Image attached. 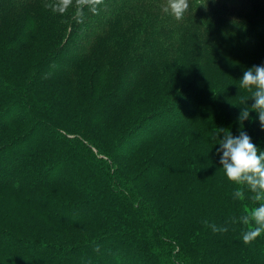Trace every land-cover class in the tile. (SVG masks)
I'll return each instance as SVG.
<instances>
[{"label":"trees","instance_id":"trees-1","mask_svg":"<svg viewBox=\"0 0 264 264\" xmlns=\"http://www.w3.org/2000/svg\"><path fill=\"white\" fill-rule=\"evenodd\" d=\"M39 1L0 0V158L17 141L45 134L33 148L18 143L22 155L9 173H0V189L7 188L44 216L52 225L47 230L54 233L52 240L6 233L10 250L14 238L38 246L41 253L30 255L17 247L16 256L8 255L2 264H27L36 258L40 261L33 264H264V234L245 245L242 224L214 233L203 223L222 226L239 218L246 207L257 206L252 193L244 188V199L236 200L235 189L227 188L217 199L205 200L203 168L192 163V156L179 155L199 135L197 149L207 147L221 157L218 140L224 133L216 139L217 131L239 135L237 75L264 65V4L188 0V10L176 20L163 11L168 0H103L96 13L84 7L82 23L73 15L58 45L45 49L33 63L17 65L19 48L33 34L31 22L38 21L32 9ZM150 9L153 14L144 17ZM17 13L30 15L22 33L15 21L7 22ZM102 39L114 41L110 49L123 46L126 55L106 62ZM184 58L195 75L176 86L165 67L185 65ZM89 59L102 63L91 65ZM214 59L238 67L231 72L222 67L219 80L210 81L211 67L205 68ZM159 74L166 83L145 87ZM43 85H71L84 102L70 113L42 95ZM162 87L167 98L155 103ZM207 90L211 98L202 113L198 102ZM253 103L250 98L247 106ZM147 104L151 107L144 113L141 108ZM20 111L22 116L14 117ZM122 121L126 125L119 134L108 130L104 137L91 131L110 125L114 131ZM18 126L24 131L8 135ZM242 130L264 152V129L255 111ZM174 175L175 184L170 180ZM57 189L68 196H56ZM62 230L76 231L78 239L55 241L54 234Z\"/></svg>","mask_w":264,"mask_h":264},{"label":"rangeland","instance_id":"rangeland-1","mask_svg":"<svg viewBox=\"0 0 264 264\" xmlns=\"http://www.w3.org/2000/svg\"><path fill=\"white\" fill-rule=\"evenodd\" d=\"M258 1L264 4L263 1L261 0ZM53 2L54 0H40L39 2L35 3L32 10L38 15V21L31 22L32 25L31 31H33V34L31 37L29 35L27 38H25L21 47L19 48L18 53L15 57V61L17 65H28L29 63H33L36 57H39L40 53H42L45 49L58 45L62 40V38L65 36L66 29L68 26L67 24L71 19V17L74 15L75 8L72 9V7H70L64 14H59L45 7L46 4ZM152 14H153V10L150 9L143 16L148 18ZM30 20H31L30 15L28 13H17V15L16 14L12 15V17L9 18L7 22H9L8 23L9 25H15L13 22L15 21L18 24L19 29H21V33H22L24 32L26 25L30 23ZM261 26L264 27V24L262 23ZM110 36L113 37V40H116L118 38L113 33ZM125 38L126 37H122V40H124ZM72 42L74 43V39ZM113 42L114 41L112 40L106 41L105 39H102L100 41L99 46L100 47L103 45L105 46L104 51L106 53H103L102 57L103 58L106 57L105 58L106 62H109L111 60L118 62L126 55L125 50H123V46L121 47V45L118 46L115 45L113 46L112 49H110V45ZM197 43L200 46L204 45L200 41H197ZM186 58L183 59L185 61V65L177 64L174 62L172 65H168L165 67V75L168 76L170 81L174 83L176 86H179L187 81L189 82L195 75V69H193L191 66H190L191 70L189 69V64L186 63ZM93 62H99V61H93L91 59L86 61V63H91V65H94ZM200 63L203 66L208 65L207 61H200ZM210 63L212 64H209L208 65L209 67L206 66L205 68V70L208 71V68L211 67L212 77L210 78V81L219 80V78L223 74L217 72V70H219L220 68L223 67L228 72H231V71H235L238 67L235 63L230 62L229 60L226 59H223L222 61L214 59V60H210ZM95 64L98 65L97 63ZM242 76H243V72L241 71L237 75L238 80H240ZM164 83H166L165 76L159 74L152 79V82L146 84L145 87L149 88L154 85L156 86L158 84H164ZM41 89H42V95L45 96V98H47L52 103H55L56 106L58 107H62L63 105L64 107L62 108L67 109L68 111H70V113L77 112L78 109H75L74 106H78V104H82L84 102V101L80 102V99H78V93L76 89L73 88L71 85L62 86V87L55 86L53 88L49 87V85H43L41 86ZM206 93L207 96L205 98H202L201 101L198 102V104L200 105L199 108L200 107L202 108L201 109L202 113L206 112V106H207L206 102H208V100L211 98V92L207 90ZM157 94H158L157 99L154 98L156 99L155 103H158L162 98H167L166 96L167 94L164 87L159 89V91H157ZM145 95L148 96V94L146 93ZM249 95H251L250 92L241 89V91L238 93L237 100L240 101L241 97L249 96ZM150 107L151 105L147 104L145 107L141 108V111H144L145 113L148 109H150ZM240 107L242 108V106ZM202 113L200 114L201 117L203 116ZM74 114H72L71 116H74ZM21 116H22V112L20 111V112H16L14 117L18 118ZM125 125L126 122L123 124L122 121L119 122L115 127H113L114 131L110 129L112 128L111 126L113 125L104 126V127L96 126L93 127L91 131L96 133L95 131L97 130L98 134H102L104 137H106L108 135H105V132L107 133L108 130H109L108 132L109 134H119L124 130ZM23 129L24 128L21 126L14 127L8 132V135L13 136L15 134L24 131ZM43 135L45 134H40L36 136L32 141H28L27 139H21L17 141L14 146L6 149L7 152L4 153V156L0 158V173H9L8 169L13 168L15 166L14 161H16L19 158V156L22 155L21 150L18 149L19 148L18 143L25 145V147L28 146L29 148H33L37 143L41 142L40 137H42ZM192 139L193 138L191 137L190 141ZM200 142H202L201 136L199 135L194 136L192 146H189L186 149L179 151V155L183 156L184 158H189L192 156L191 158L192 163H197L201 168H203V172H205V179L207 178L206 181L207 185H206V189H204L205 194L203 198L208 201L212 199H217V197H219L223 192H226L227 188L236 189L237 186L231 183L230 181H228L224 174V171L219 168L221 157L217 156L215 153H210L209 151H207V147L204 148L201 146V148L197 149L196 146ZM194 169H196V167ZM176 179H177L176 175L170 178L172 183H174ZM54 193L56 196L58 197L62 196L63 198H66L69 194V193H63L59 189H57ZM37 197H40V195L38 194ZM198 198L199 199L202 198L201 193L198 195ZM0 225L6 229L0 231V251L3 249H5V252L7 251V253L4 252V254L0 255V264H2L4 260L7 259L8 255L16 256V254L18 253L17 247H20L19 251L22 250V252L25 248L27 250V254L30 255H36V253H41V250L38 248V246L30 245V244L23 245L22 242L16 243L14 238L10 240L12 244H15L14 250L13 251L10 250L9 242H5L4 240V237L8 238V236L5 235L6 233H15L24 238L42 237L46 240H52L54 233L53 231L51 232L47 230V228L52 225L44 216H42L37 211L31 209V207L29 208L27 205H25L20 197L15 196L7 188L0 189ZM171 228L169 226V229ZM75 232L76 231L66 233L63 230L56 232L54 234L56 237L54 240L62 242L63 240L72 241L74 239H78L77 234ZM17 244L20 246H17ZM39 261L40 259L36 258L30 260L27 264H33L34 262H39Z\"/></svg>","mask_w":264,"mask_h":264},{"label":"clouds","instance_id":"clouds-1","mask_svg":"<svg viewBox=\"0 0 264 264\" xmlns=\"http://www.w3.org/2000/svg\"><path fill=\"white\" fill-rule=\"evenodd\" d=\"M102 2L103 0H54L45 7L64 14L75 4L74 18L77 23H82L84 7L90 6V11L96 13L98 11L96 5ZM188 8V0H168L163 11L170 12L176 20H180ZM239 81V88L251 93L250 96L240 99L242 111L238 120L241 123V131L234 137L229 130L220 129L215 138L217 139L223 131V139L218 140L220 148L217 151L222 152L220 164L227 180L237 186L232 194L233 198L243 200L244 188H247L252 193L251 199L257 206L246 207L243 215L239 218H229L222 226L209 224L207 220L203 223L214 233L227 232L230 225L240 223L245 229L242 233V241L245 245H249L264 234V152H258L257 146L252 143L250 136L242 130V127L243 122L250 119V112L255 111L261 128L264 129V65L247 69ZM249 98L254 100L251 107L247 106ZM95 251H100L99 245L96 246Z\"/></svg>","mask_w":264,"mask_h":264}]
</instances>
